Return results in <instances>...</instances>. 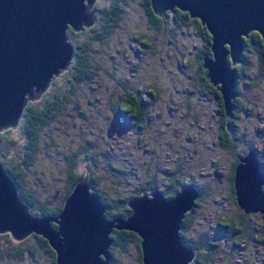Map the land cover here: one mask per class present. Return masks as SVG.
Masks as SVG:
<instances>
[{
  "label": "trees",
  "instance_id": "16d2710c",
  "mask_svg": "<svg viewBox=\"0 0 264 264\" xmlns=\"http://www.w3.org/2000/svg\"><path fill=\"white\" fill-rule=\"evenodd\" d=\"M99 1L100 0H96L94 4L95 9L97 10V15L95 22L91 26H84L79 30H75L72 26H68L67 35L68 41L71 42L73 47V57L70 60L69 64L65 67L66 69L63 68L65 69V71H60V73L54 74L49 83L48 89H46L38 98L28 99L20 116V119L16 125H9L0 129V140L4 138V132L13 130V128L15 127L21 130L25 135L24 148L19 154L20 158L17 162L12 164L10 162L8 163V158L3 159L2 155L5 154V151L1 148L0 157L4 164V168L15 180L19 194L21 195L22 200L27 203L30 213L37 217L58 216L63 209L65 201L69 194L72 192L75 184L81 178L85 177L87 173L91 178L92 184L90 192L97 194L100 200L106 205V210L104 213L106 218L115 219L118 216L128 217L130 215V206L128 205V202L142 196L141 189L144 188L145 184L153 185L154 183H156V180L154 179L147 182H145L144 179V177L148 174V171L153 172L154 166L152 167L150 165V162L157 164L158 167L160 166V169H162L163 166L160 165V163H162L164 157L165 159H167L169 157L168 155L172 154L169 150L165 151L164 146L162 145L157 147L159 150L164 149L162 159L160 158L161 154L159 155L153 153V150L155 149V146H153L154 143L148 146L145 144V142L147 143V140L149 139L147 137H144L146 129L158 122L161 123V127L162 125H169L170 122L178 123L179 119V126H181L185 122L183 115H181V113H177L179 105L175 100H172L170 102L169 109L167 106L169 115L166 116V119L162 120L160 116V108H157L156 106L158 105V101H161L164 96L163 91L157 85L161 76L160 73H152L153 77H155V79L157 80V83L155 84L148 79L149 76L144 74H139L138 76H136L133 74V72L134 70H137L140 64H143V59H145L146 56H149V58L151 59H157L156 62L159 59L163 58V64H167L165 59L168 58L167 56H171V54L170 52H167V45L162 47L158 44V41L160 40L159 37L161 35L160 33H162L164 30L172 32V36L170 37L169 42L176 43L177 38L175 37V35L177 36V33L181 34L182 32H191V18L189 17L190 15H178L177 12H172L169 10L167 11L168 13H165L166 15H159L154 11L151 0H138V3L141 7L140 11H142V15H140L139 17V14L137 13L138 10H136L135 8L137 7V5L136 3H134V0H104L103 3H99ZM132 15L138 16V24H143L145 28L140 30V27H138L133 29V31H131L132 29L126 31L127 39L123 43L124 45H127L130 41L133 42V58L131 59L133 60V65L136 68H133L132 65L130 67L132 70L129 69V72H125L123 71V69L115 67V65L112 67L104 65L100 59H111V61L115 62L114 59H118L116 53L120 51L121 53L127 54L126 48L120 49V46L122 45L120 43L118 44V46L116 45L114 47V50L110 51L109 53L104 47L101 48L100 44L107 41L111 33L120 29L122 27V24H133V21L131 19ZM193 33L194 36L197 35L198 38L193 41L192 48L187 51L189 52L187 53V55L185 54L186 50L181 49L182 47L180 45L176 44V47L179 50L175 46L172 47V50H177V54L181 52L182 56L187 57V60L188 58L191 59L192 55L194 54L195 63L197 60L202 62L204 61V55H212V36L209 34V31H205L201 27L197 30V32L193 31ZM250 35L251 37H247L245 40V50L242 61L238 64H232L233 67H237V73L235 85L236 98L234 99V108L230 113L231 116L227 114L222 91L220 90L219 86L214 85L212 82L210 83L208 81L211 90H209L205 85L193 86V78L185 74L181 79L183 86L179 88L176 87V91L178 92V95L181 96L182 100H185L186 95L189 103H191L190 97L194 93L199 94L201 96H199V98H203V100H206L207 98L211 100L214 98L213 95L215 96V99H213L215 107L219 106V110L221 111L222 115L226 114V116H229V128L227 129L228 133L225 134L223 138L222 132L217 129V143L224 149L233 152V154L235 155L234 158L239 152L243 151L241 149V144L244 143L246 138L244 132H242L240 129L238 121L242 110H244L245 108L244 102L240 99V97H242L240 92H242L243 90L240 82L245 81L247 85L255 84L256 79L253 75L254 71L257 72V68H259L258 71L264 73L263 39L258 32L250 33ZM253 40L256 43H254ZM97 45L99 48L97 47ZM254 48H257L260 59L250 58L249 51ZM97 50H100L102 55L95 57L92 55V52ZM105 52L108 53V57ZM181 60L182 61L180 62V68H187L190 63H188L187 60ZM230 61L231 59H229V62ZM254 65H256L257 67L252 68V66ZM68 70H70V73H68ZM100 70H104L103 73H99L101 76L105 77L106 75H108V78H111L113 80L112 90L109 92V94H107L108 100L104 102L102 98L106 95L104 93L98 92V94L102 96L101 99H99V95L97 93L94 94L95 96L93 95V92H97L95 91L97 87H95L94 85L93 88L85 90V95H83V93L78 94L79 84H82L87 80L95 81L94 76L98 74ZM162 73L166 74L165 72ZM181 74H184V72H181L180 75ZM61 75H64L65 83L59 84L57 87H55L54 83ZM177 77L178 76L175 75V79ZM189 77L191 78V80L189 79ZM103 79L104 78L100 80L97 79V84L101 85ZM76 94H78L79 96L76 97L74 105L75 108L67 113L68 118L66 119H63V117L59 116L60 121L57 124H60L62 128H70L73 126L76 127L77 133H74V137H72V134L69 132H65L62 136L65 142H67L69 145L74 138L84 137L85 139H83V141L82 139L78 141V145L80 146V148L75 147L74 149L71 147L69 151H63L66 153L64 158L65 161L62 160V162H65L63 163L65 165V168L62 172V179H64V184L58 185V182H56L57 178H55V174L49 175L48 177V174L45 171L38 170L37 168L31 169L30 172L28 166L35 165V161L40 157V152L44 151L41 149L42 146L40 145V141L44 138L41 133L42 127L50 123L52 120H55L56 117L60 115L61 111L64 109L65 102L71 101L72 97ZM82 95L87 98L84 103L81 102L83 99ZM87 101L90 103L89 109ZM103 102L105 104H102ZM172 105H175L176 107L173 109ZM97 107H99L101 115L103 112V118L110 117V124L113 126V129L118 127L120 128H118L117 132L114 131L115 134H112V132H110V129H103L104 127L102 123L104 122L101 119L96 120V113L98 112ZM153 108L157 110L156 113L152 112ZM75 111H77V113L75 114H77L79 118H85L84 120L88 123L79 121L80 124L77 125L76 121L74 120L75 114L73 112ZM174 111L175 114L171 116V113ZM146 113H148V117L146 116ZM156 117L158 121L154 119ZM167 121L168 124H166ZM99 122L100 124H98ZM67 123H69L70 125H65ZM217 124L219 126V122ZM132 129L139 132V139L141 141H145V151L150 152L148 159L144 160V163L139 165L134 161V166L131 165V168L133 169V172H135L136 176L132 174L131 175L134 176L138 182L143 184L138 189L136 188L137 185L134 180L131 181L132 184H130V179L128 178L130 174H128L124 178V176H122L123 171H121L119 167L114 165L112 161L114 160V158L119 157L115 156L112 152L113 150L117 151L114 145V142H116L117 140L112 135H116V133L118 132H125ZM87 132H89L88 135L86 134ZM93 134L98 135V137L96 136V138H93ZM56 135L57 134L55 133V138ZM47 138V143L51 145V148H54V144L55 142H57L56 140L59 139H55L52 133H49V136H47ZM173 138L176 139V136L173 135ZM103 139L107 140L111 144L110 147L107 146L108 151L106 150V148L102 151V155L107 157L109 159L108 162H110L109 164H107V167H105L106 165H104V168L101 169V167L98 166L97 163V167L93 165L81 170H77L76 164L82 150L86 151L89 148L90 144L99 146L103 142ZM7 141V145H11L14 142V139L7 137ZM59 142L62 143L64 141L59 140ZM250 148H254L255 150L257 149L255 144H252V147ZM134 153L135 151L133 149L130 150L129 156L131 157V154ZM44 155H46L45 152ZM88 155L92 156L90 154ZM178 155L179 154H176L175 156ZM239 155L240 154H238V156ZM151 157L152 159H150ZM175 159L177 160L176 157ZM212 159H215V157ZM54 163L57 162L54 161ZM143 168L144 170L142 171L141 169ZM181 170L185 171V166L179 163H177L173 169H170L169 167L170 174L175 173L174 176L170 177V180L173 181L174 179H182L185 185H194L199 189V196L195 201V204L197 206L193 211V215L196 214L197 218L200 211L199 208L201 207L203 200L205 199V197H207V195L214 194L213 192H217V186L212 185L215 187L214 190L210 188V176L204 175V172L200 173V177L198 176L199 174H194V172H189L190 175H181L179 177L176 174L182 173ZM108 171L113 172L114 176H111ZM29 172L30 178L29 183H27L28 180L26 175ZM51 176L54 177L53 181L50 179ZM106 179H109L112 182L109 183L106 181ZM234 179L235 178L233 177V180ZM126 181H128L127 184L131 188L129 189V191H132L129 194H123V190H125V188H123L122 186ZM56 186L57 189L54 190L55 193L52 192V196H50L51 198H53L54 196L55 198H57L56 200L51 201L50 197L40 200V193L37 189H55ZM207 186L210 188V190ZM164 192L167 196L170 195L169 191L166 190ZM114 193L118 194L115 196ZM221 194L223 195V193ZM224 194L225 199H228L231 204H234L236 210L233 212L230 210V212L224 211L219 213V215H217L216 217L218 218V220H215L214 223L216 224V221H218V224H221L222 229H220V232L222 236L229 241L230 244L228 249L233 251L231 249L232 246L235 248L245 247L249 242H258L255 243L257 245L256 247H258L256 250H258V252H261V255L258 257L257 263L256 259L249 260L248 262L252 261V264H264L263 214L261 213L262 216H260L254 212H247L244 208H242L237 200L236 187H233V189ZM51 202H54V204H51ZM257 217L261 221L260 226H258L257 224ZM53 225L55 227L57 226L55 222H53ZM186 233L187 232H185V234ZM197 236L195 237L193 242H191V245L197 248V254L193 261V264H212V261L215 260V254L219 252L217 249L220 248V243H217V241L213 238V233L210 229L202 230L201 233ZM32 237L36 238L35 245L26 243V241L31 240ZM110 237L113 239V242L110 246V251L111 254H113L112 256H114L113 261L110 262L111 264H118L115 261L114 252L121 251L122 254H127V251L125 250H127V248L132 243L136 244L137 246H140V244H142L141 237L131 229H114V231L110 234ZM0 241L1 243H3V246L0 247V253L5 257V264H16L17 259H20L22 262L23 258L26 259L25 261L28 260L30 264H32L33 260L31 257H27L26 252L34 254L40 249H42L49 256L51 264H58L57 251L51 245L49 240L40 233L32 232L31 234H28L23 238L16 239L13 237L11 232L6 231L2 232V234L0 233ZM138 264H145L143 260V254L140 252L138 254Z\"/></svg>",
  "mask_w": 264,
  "mask_h": 264
},
{
  "label": "water",
  "instance_id": "95a60500",
  "mask_svg": "<svg viewBox=\"0 0 264 264\" xmlns=\"http://www.w3.org/2000/svg\"><path fill=\"white\" fill-rule=\"evenodd\" d=\"M96 0H0V129L16 125L30 98H38L54 74L73 57L67 29L91 26L97 15ZM163 15L175 7L199 16L213 35V56L204 57L207 77L223 93L227 114L234 108L236 69L243 36L258 29L264 41V0H151ZM90 8V9H89ZM166 15V14H165ZM237 200L247 212L264 218V172L253 150L236 167ZM87 173L74 186L56 217H37L20 198L0 157V232L16 239L36 232L57 251L58 264H111L110 234L129 228L142 237L145 264H190L194 251L180 235L184 213L199 196L190 185L167 198L160 191H143L128 202L132 213L114 220L105 216V204L90 192ZM53 222L57 224L55 227Z\"/></svg>",
  "mask_w": 264,
  "mask_h": 264
},
{
  "label": "rangeland",
  "instance_id": "374dc122",
  "mask_svg": "<svg viewBox=\"0 0 264 264\" xmlns=\"http://www.w3.org/2000/svg\"><path fill=\"white\" fill-rule=\"evenodd\" d=\"M134 1L133 2L136 3L138 7V9L137 7L135 8L136 10H138L137 13L139 14V17H140V15H142V11H140L141 7L138 3V0H134ZM103 2L104 0L99 1V3H103ZM139 17L132 15L131 19L133 21V24H128V23L127 24L124 23L125 25L122 24V27L120 29L111 33L107 41L100 44V47L101 48L104 47L109 53L110 51H113L114 47L116 45L118 46V44L120 43L122 44L120 46V49L126 48L127 50V54H124L118 51L116 53V56L118 59H114L115 62L111 61V59H100L104 65H107L110 67L115 65V67H118L119 69H123V71L125 72H129L130 70H132L130 67L133 65V60L131 59L133 58V51H132V47H134L132 46L133 42L130 41L128 43L129 45L128 44L124 45L123 42H125L127 39L126 31H129L131 29H132L131 31H133V29L138 28V27H140V30L145 28L143 24L141 23L138 24L137 20H139ZM190 31H191L190 33H187V32L186 33L182 32L181 34L177 33V36L175 35V37L177 38L176 43H170L169 39L172 36V32L164 30L162 33H160L161 36L159 37L160 40L158 41V44L161 45L162 47H164L165 45L168 46L167 52H170L171 56H167L168 58L165 59L167 64H163V60H164L163 58L159 59L156 62L157 59H151L149 58V56H146V58L143 59L144 60L143 64H140L137 70H134L133 72V74L136 76H138L139 74H144V75L149 76L148 79L151 80V82L155 84L157 83V80L155 79V77H153V74L160 73L161 76H160V79L157 85L163 91L164 96L161 99V101H158V105L156 106L157 108H160V116L162 120L166 119V116L169 115L167 106L169 109L170 102L172 100L173 101L175 100L179 105V109L177 110V113H181V115H183L185 122L181 126H179L180 119L178 118L179 119L178 123L170 122L169 125H165V126L162 125V127H161V123L159 122L156 124H153L151 127H148L146 129V132L144 133V137L149 138L147 140V143L144 140L141 141L139 139L140 137L138 136L139 132L135 131L134 129L125 131V132H118L116 133V135H112L117 140L116 142H114L115 149L117 151L113 150L112 152L114 153L115 156H119L118 158H114V160H112L113 164L119 167L121 171H123L122 176H124V178L128 174H130L128 177L130 179V184H132L131 181L133 180L135 181L136 184L139 183L134 177L136 176L135 172H133V169L131 168V165L134 166L133 162L135 161L137 164L140 165L144 163V160L148 159L149 157L150 152L145 151L144 142L147 146L154 143L153 146H155V149L153 150V153L159 154V155L161 154L160 155L161 159L164 154V149L165 151L169 150L172 153L168 155L169 157L167 159H165L164 157L162 163H160V165L163 166L161 171H164V173H158L157 177L161 179L162 181H165L164 184L168 183V180L166 181L167 179L166 173L167 174L170 173L169 167L170 169H173L176 166L178 161H180L179 155L181 153L185 155L184 160L188 161L191 164L188 167L189 169L193 171H197V172H204V175L209 174L211 169L214 168L212 163L205 164L206 162H209V159L211 157L212 158L215 157V159L218 161V164H225V163L231 162L234 159L235 155L233 154V152H230L227 149H224L223 147L219 146V144L217 143V139H218L217 121H216V118H214L215 116H213V106L215 107L213 99L210 100L207 98L206 100H203V98H199L200 96L199 94L194 93L190 97L191 103H189L186 95H185V100H182L181 96H179L178 92L176 91V87L179 88L183 86L181 79L185 74L190 76L196 73V69H195L196 64H195L194 54L192 55L191 59L188 58L187 60V57L182 56L181 52L177 54L176 52L177 50H172V47L174 46L176 47V44H177L182 47L181 49L186 50L185 52L186 55L187 53H189L187 51H189L192 48L193 41L198 38L197 35L194 36L192 29ZM106 54L108 57V53ZM92 55L97 57L102 54L100 50H97V51H93ZM252 56H253V53H251V58ZM181 59L187 60L188 63H190L187 68L185 67L180 68V62L182 61ZM253 67L255 68L257 66L254 65L252 66V68ZM133 68H136V67L133 65ZM65 69H62L61 72L62 71L64 72ZM103 72L104 70H100L98 74L94 76L95 81L87 80L84 83L79 84V87H78L79 93L78 91L77 93L78 94L83 93V95H85L84 94L85 90L93 88V85H94L95 87H97V89L95 90L97 92H93V95L96 93L98 94V92H101L106 95L102 97L101 95L98 94L99 99H101L102 97L104 102L108 100L107 94H109V92L112 90L113 80L111 78H108V75H106L105 76L106 78H105L99 74ZM162 72H165L166 74H163ZM181 72H184V74H181L182 76L180 75ZM68 73H70V70H68ZM175 75L178 76L176 79H175ZM102 78H104L102 81V84L101 85L97 84V79L100 80ZM255 78H256V83L252 85H247L245 81L240 82V84L242 85V89H243V90L240 89L243 92L242 97H240V99L244 102V106L246 109L244 108V110H242L238 118V121H239L240 129L242 132H244L245 137L248 138L250 142L252 139V141L258 148L259 153L261 154L262 150H264V75L262 76L258 74L255 76ZM189 79L191 80L190 77ZM62 83H65L64 75H61L56 80V82L54 83V86L57 87L59 84H62ZM48 87L46 89H48ZM78 94L73 96L71 101L65 102L64 109L61 111L60 115L56 117L55 120H52L50 123L42 127L41 133H42V136H44V138L40 141V145L42 146L41 149L44 151L40 152L39 154L40 157L39 159L35 161V165L28 166V169L30 170V172H31V169L37 168L38 170L45 171L48 174V177L49 175L55 174V178H57L56 182H58L57 183L58 185L64 184V179H62L63 177L62 172H63V169L65 168V165L63 164L65 162H62V160L65 161L64 160L65 155H66L65 152L69 151L71 147L74 149L75 147L80 148V146L78 145V141L80 139H82V141L83 139H85L84 137L74 138L71 142L72 145L71 144L69 145L67 142H65L62 136L64 135L65 132L66 133L69 132L72 134V137H74V133H77L76 127L73 126L70 128H62L60 124H57L60 121L59 116L63 117V119L64 118L66 119L68 118L67 113L75 108L74 105H75L76 97L79 96ZM83 95L82 97L84 100L82 99L81 101L82 103H84L85 100H87V98L84 97ZM104 102L102 104H105ZM87 104H88V109H89L90 103L88 101H87ZM252 104L253 106H250ZM172 106L171 107L173 109L176 107L175 105H172ZM97 110L98 112L96 113V116H97L96 120L101 119L105 123V124L102 123L104 127L103 129L104 130L110 129V132H112V134H115V132L118 131L119 127L116 126L118 128L113 129L112 128L113 126L110 124L111 123L110 117L103 118L102 116L103 112L101 115L99 111V107H97ZM152 112L156 113L157 110L153 108ZM73 113L75 114L77 113V111ZM174 114H175V111L171 113V116H173ZM157 117L154 118L156 121H158ZM84 119L85 118L83 119L79 118L77 114H75L74 116V120L76 121L77 125L80 124L79 121L87 122ZM98 124H100V122ZM166 124H168V121L166 122ZM65 125H70V124L67 123ZM49 133H52L54 138H55V133H56L57 135L55 139L58 138L59 140H62L64 142L61 143L59 142V140H56L57 142H55L54 144L56 148L55 147L51 148V145L47 143V140H48L47 136H49ZM58 134H61V135H58ZM86 134L88 135L89 132H87ZM173 135L176 136V139L173 138ZM92 136L93 138H96V136L98 137V135L96 134H93ZM7 137L14 139V142L11 145H7L8 143ZM0 143H1L0 148L2 150L4 149L5 151V154L2 155V158L3 159L8 158L9 159L8 163L10 162L14 164L20 158L19 154L24 148L25 135L24 133H22L21 130L15 127L13 128V130L4 132V138L0 140ZM160 145L164 146V149L159 150L157 147H159ZM107 146L108 147L111 146L110 142L103 139V142L99 146L90 144L89 148L86 151L82 150L80 157L78 158V162L76 164L77 170H81L88 166H93V165L97 167V163H98V166L101 167V169L104 168V165H106L105 167H107V164L110 163L108 162L109 159L105 157L104 155H102V151L105 148L108 151ZM245 146H246V143H242L241 149L243 150ZM132 149L135 151V153L131 154V157H130L129 153H130V150ZM195 149L197 150V152L194 151ZM44 152L46 155H44ZM88 154L92 156H89ZM176 154H179V155L175 156ZM262 156L264 158V155ZM152 157L150 159H152ZM175 157L177 158V160L175 159ZM54 161H56L57 163H54ZM152 163L153 162H150V164ZM158 168H160V166ZM141 170L143 171L144 168ZM30 172L26 175L27 180H28L27 183H29ZM181 172H182V176L190 175L189 171L187 172L186 170L185 171L181 170ZM109 174L112 176L113 172H109ZM131 174L134 176H132ZM50 179L53 181L54 177L51 176ZM181 180L182 179H180L179 181ZM106 181L109 183L112 182L109 179H106ZM127 182L128 181H126L124 185L122 186L123 188H125V190H123L124 191L123 194H129L130 192H132V191H129V189L131 188L127 184ZM209 182L212 185H217L216 178L214 179L210 178ZM56 189H57V186L55 189H52V188H48V189L45 188L44 190L37 189L38 192L40 193V200H43L45 198L47 199L50 196H52V192L55 193L54 190ZM213 193L215 195L210 194V195H207V197H205V199L202 202L201 207L199 208L200 211L197 217V221L195 222V225H196L195 232L198 234H200L202 230H206V229L211 230V227L214 224L212 223V221H214V218H216L217 215H219V211L216 207H221L223 205L227 212H230V210L232 212L236 210V207L234 206V204H231L228 201V199H225L221 195V193L220 194L218 192H213ZM56 194H57V191H56ZM117 194L118 193H114L115 196ZM50 199L51 201H54L57 198L53 196V198L50 197ZM51 204H54V202H51ZM131 209L133 211V208ZM251 212L259 213L260 211H251ZM256 219H257L258 226H260V223H261L260 219L258 217ZM111 220H114V219H111ZM8 232H11V231L8 230ZM213 238L216 239V241L220 243V250L219 252L215 254V258H214L215 260L213 261L211 260L212 264H252V261L250 262L248 261L256 259V263H257V259L261 255V252H258V250H256L258 247H256L257 245L255 243H258V242H252V243L249 242L246 244L245 247L240 248V249H238V247L235 248L232 246L231 249L233 248V251H231L230 249H228V247L230 246L229 241L227 240L228 243L225 244V240L223 236H218V237L216 236V238L213 236ZM26 243L35 245L36 238L32 237L31 240H27ZM125 251H127L126 252L127 254L125 253L122 254L121 251L114 252L115 261L118 264H138L137 245L132 243ZM26 254H27V257L32 258L33 260L32 264H51V260L49 256L42 249L38 250L34 254L27 253V252ZM25 260L26 259L23 258V261L21 262L20 259H17L16 264H30L28 260L27 261Z\"/></svg>",
  "mask_w": 264,
  "mask_h": 264
},
{
  "label": "flooded vegetation",
  "instance_id": "af4514ba",
  "mask_svg": "<svg viewBox=\"0 0 264 264\" xmlns=\"http://www.w3.org/2000/svg\"><path fill=\"white\" fill-rule=\"evenodd\" d=\"M168 11V10H167ZM169 11H171V10H169ZM172 12H177V14L178 15H190V12L188 11V10H186V9H182V8H180V7H175L173 10H172ZM168 13V12H167ZM190 18H191V29L193 30V31H195V32H197V30L201 27L203 30H205V31H209V34L212 36V42H211V46H212V43H213V35H212V32H211V30L208 28V26H207V24L206 23H204V22H202V18L201 17H199V16H189ZM255 32H258V33H260L259 32V30L258 29H256V28H254V29H250L249 31H248V35H244L243 36V48H242V51H241V54H240V60L236 63V64H238V63H240L241 61H242V59H243V54H244V50H245V40H246V38L247 37H251V35H250V33H255ZM260 35H261V33H260ZM161 36V35H160ZM261 37H262V35H261ZM262 39H263V37H262ZM254 41V40H253ZM264 42V41H263ZM254 43H256L255 41H254ZM258 44V43H257ZM211 52H212V55H210V54H207V55H204V57L205 56H213V51L211 50ZM251 53H253V56H252V58H251ZM249 55H250V58L251 59H260V56H259V54H258V52H257V48H254V49H252L251 51H249ZM204 57H203V59H204ZM227 58L228 59H232L231 58V55H230V52H227ZM229 63H231V61L229 62ZM196 67H195V69H196V73L195 74H193V75H190L192 78H193V86H198V85H205V86H207V88L209 89V90H211V87H210V85L208 84V81L211 83V81L209 80V78L207 77V69L205 68V66H204V61H196ZM231 65H232V63H231ZM233 66V65H232ZM235 68V67H234ZM235 69H237V67L235 68ZM254 70V69H253ZM259 70V68H257V72L256 71H254V73H253V75H254V78H255V76L256 75H258V74H260V75H264V73H262V72H260V71H258ZM256 72V73H255ZM197 75V76H196ZM256 79V78H255ZM242 93L243 92H240V94L242 95ZM213 99H215V96L213 95ZM236 98V97H235ZM234 98V99H235ZM250 106H253V104L252 105H250ZM228 115H230L231 116V114H228ZM146 116L148 117V113H146ZM213 116H215L214 118H216V121H217V123L219 122V126H218V124H217V129H219L221 132H222V134H223V138H224V136H225V134H227L228 133V128H229V116H226V114H223L222 115V113H221V111L219 110V106H217V107H214V113H213ZM244 143H246V146L244 147V149H243V151L242 152H239L238 154H240L239 156H238V154H237V156L231 161V162H228V163H225V164H218V161H216L215 159H212V157L209 159V162H206L205 164H208V163H212V165L214 166V168L213 169H211V171L209 172V174H206L207 176H210V178H212V179H214V178H216V181H217V192L220 194V192L221 193H223V197L225 198V194L224 193H226V192H228L229 190H231V189H233V187H235V179L233 180V177L235 178V173H236V165H238V163L240 162V160H241V158H243V157H245L248 153H249V151L250 150H253L255 153H256V155H257V157H258V160H259V164H260V167H261V169L263 170V172H264V158H263V156L262 155H264V150H262V153L260 154L259 153V150H258V148L255 150L254 148H250V147H252V144H254V142L252 141V139H251V142L248 140V138H245V141H244ZM148 149V148H147ZM195 152H197V150L195 149L194 150ZM181 155V156H180ZM179 155V158H180V161H178V163L179 164H181V165H183V166H185L186 168H188L191 164L188 162V161H186V160H184V158H185V155L183 154V153H181ZM187 159V158H186ZM150 160V159H149ZM237 160H238V162H237ZM4 165V164H3ZM152 167L154 166V169H153V172H151V171H148V174L144 177V179H145V182H147V181H150V180H152V179H154V180H156V183H154L153 185H151V184H145V186H144V188H142L141 189V191L143 192V191H148V192H153V191H160V192H162L164 195H165V197H167V198H172V197H174L178 192H180V191H182L185 187H187V185H185L184 183H183V181L181 180V181H179L178 179H174L173 181H171L170 180V177H172V176H174V174H170V173H166V177H167V179H166V181L168 180V183H166V184H164L165 183V181H162L161 179H159L158 177H157V175H158V173H164V171H161V169L160 168H158V166H157V164H155V163H152V164H150ZM157 166V167H156ZM185 168V170L188 172H190V170L191 169H186ZM5 171L7 172V174L10 176V178L12 179V181L15 183V185H16V182H15V180L13 179V177L10 175V173L5 169ZM191 172L193 173L194 172V174H199L198 176L200 177L201 176V172H197V171H193V170H191ZM177 176H181L182 175V173H177L176 174ZM191 175H193V174H191ZM164 177H165V175H164ZM210 178H209V181H210ZM176 181V182H175ZM144 182V183H145ZM202 182H203V180H202ZM92 185V184H91ZM137 186H136V188L138 189V188H140L143 184L142 183H138V184H136ZM210 188L212 189V190H214L215 189V187L214 186H212V184L210 183ZM188 186H190V185H188ZM177 187V188H176ZM208 187V186H207ZM16 188H17V192H18V195L20 196V198L22 199V197H21V195L19 194V191H18V187H17V185H16ZM176 188V189H175ZM210 188L208 187V189L210 190ZM235 189V188H234ZM169 191L170 192V195H166L165 194V192L164 191ZM141 195L143 196L144 194L143 193H141ZM196 201V200H195ZM27 204V203H26ZM196 204L194 203L193 204V207L190 209V210H188V211H186L185 213H184V216H183V218H182V221H181V227H180V230H179V232H180V235H181V237H182V240H183V243L187 246V247H189V248H191L193 251H194V257H193V259L190 261V264H193V261H194V259H195V257H196V254H197V248H195L194 246H192L191 245V242H193V240L195 239V237L198 235V233H196L195 232V228H196V225H195V222L197 221V218H196V214H194L193 215V211L196 209ZM105 207H106V205H105ZM132 207L130 206V213L129 214H131L132 213V209H131ZM217 209H218V211H219V213H221V212H224V211H226V209L224 208V206L222 205L221 207H216ZM198 209V208H197ZM106 210V209H105ZM32 214V213H31ZM256 214H258V215H260V216H262V214L259 212H256ZM33 215V214H32ZM35 216V215H34ZM118 217H123V216H118ZM117 218V217H116ZM124 218H126V217H124ZM109 219V218H108ZM264 219V218H263ZM215 220H218V218H214V221ZM237 220H238V218H237ZM214 221H212V223H214ZM116 229H118V228H116ZM121 229H129V228H121ZM220 229H222V226H221V224L219 223L218 224V221H216V224L214 223L213 225H212V227H211V232L213 233V236L216 238V236L218 237V236H222V234H221V232H220ZM131 230H133V229H131ZM206 230H208V229H206ZM114 231V230H113ZM134 232H136L140 237H141V235L137 232V231H135V230H133ZM4 232H6V231H4ZM8 232V231H7ZM185 232H187L186 234H185ZM1 234H2V232H0ZM31 234V233H30ZM141 240H142V237H141ZM216 240V239H215ZM224 240H225V244H227L228 243V241H227V239L226 238H224ZM113 242V241H112ZM189 242V243H188ZM217 243H219L218 241H217ZM3 246V243H1V241H0V247H2ZM240 248H243V247H238V249H240ZM111 249V248H110ZM137 250L140 252V253H142V254H144L143 253V246H142V244H140V246L138 245L137 246ZM218 251L220 250V248L219 249H217ZM232 250H233V248H232ZM1 251V250H0ZM139 252H138V254H139ZM113 254H111V256H110V262L111 261H113V259H114V257L112 256ZM5 257L4 256H2V254L0 253V264H5Z\"/></svg>",
  "mask_w": 264,
  "mask_h": 264
}]
</instances>
